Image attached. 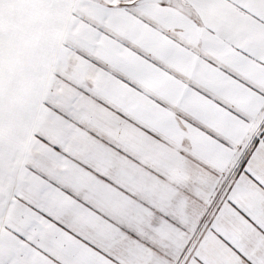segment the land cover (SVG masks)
<instances>
[{
  "label": "snow or ice",
  "instance_id": "6c2138e0",
  "mask_svg": "<svg viewBox=\"0 0 264 264\" xmlns=\"http://www.w3.org/2000/svg\"><path fill=\"white\" fill-rule=\"evenodd\" d=\"M0 264H264V0H0Z\"/></svg>",
  "mask_w": 264,
  "mask_h": 264
}]
</instances>
